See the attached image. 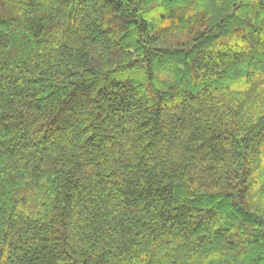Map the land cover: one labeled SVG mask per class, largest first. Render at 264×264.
I'll return each mask as SVG.
<instances>
[{
    "label": "trees",
    "instance_id": "obj_1",
    "mask_svg": "<svg viewBox=\"0 0 264 264\" xmlns=\"http://www.w3.org/2000/svg\"><path fill=\"white\" fill-rule=\"evenodd\" d=\"M0 264H264V0H0Z\"/></svg>",
    "mask_w": 264,
    "mask_h": 264
}]
</instances>
